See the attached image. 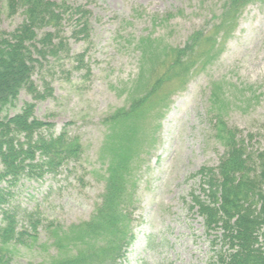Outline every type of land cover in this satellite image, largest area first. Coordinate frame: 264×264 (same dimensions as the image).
Here are the masks:
<instances>
[{"label": "rangeland", "instance_id": "1", "mask_svg": "<svg viewBox=\"0 0 264 264\" xmlns=\"http://www.w3.org/2000/svg\"><path fill=\"white\" fill-rule=\"evenodd\" d=\"M58 1V0H57ZM92 11L91 41L76 40L65 27L70 54L43 60L33 74L39 90L51 84L53 95L36 100L22 90L15 107L35 102V115L80 138L84 153L43 178L22 177L12 187L11 205L19 210V229H31L23 212L33 211L44 221L65 228L89 220L105 188L108 152L104 147V118L133 97L145 92L136 86L141 39L153 38L166 46H183L197 29L208 28L220 15L225 0H74ZM0 0L1 26L15 29L23 20L19 12L6 14ZM222 42V51L207 67L168 81L162 95L152 96L158 106L150 116L156 140L143 148L145 165L138 174L131 228L135 240L122 264H210L214 255L204 219L192 207L195 196L204 197L200 176L203 166H216L225 154L216 137L212 101L221 106L230 126H237L253 150H264V0L248 4L237 28ZM219 40L221 37L219 36ZM85 53L84 65L76 61ZM167 49L158 63L169 61ZM165 67V66H164ZM149 73V85L164 71ZM146 77V75H145ZM146 84V85H147ZM227 95V97H226ZM159 113V115H157ZM150 151V152H149ZM143 161V160H142ZM1 169V167H0ZM1 218V215H0ZM12 253V264L49 262L57 254L52 239L40 225L35 240L25 236Z\"/></svg>", "mask_w": 264, "mask_h": 264}, {"label": "trees", "instance_id": "2", "mask_svg": "<svg viewBox=\"0 0 264 264\" xmlns=\"http://www.w3.org/2000/svg\"><path fill=\"white\" fill-rule=\"evenodd\" d=\"M252 1L225 0L212 27L195 30L183 46L141 39L136 86L146 90L103 120L108 159L103 161L107 167L101 202L89 220L68 228L52 221L43 225L33 211L23 212L30 230L19 229L12 187L25 176L40 179L57 173L63 164L80 159L84 146L66 128L57 133L53 122L38 118L35 102H25L14 115L6 112L16 106L22 90L36 100L53 95L47 82L44 91L38 89L35 69L43 60L70 54L65 27L76 40L91 41L93 13L74 0H6L7 16L24 15L15 29L7 31L1 26L0 6V264H12L14 247L26 243L25 236L35 240L40 225L57 254L49 262L30 264H122L136 237L132 209L138 174L146 163L143 154L148 152L143 146L156 140V127L151 130L149 120L158 108L151 103L152 96L162 95L168 81L213 62L222 51L224 36L236 28L242 10ZM166 49L169 61L158 63ZM84 58V52L76 55L79 67L85 66ZM160 64L164 71L148 85L149 73ZM217 98L211 104V110L220 111L215 112L214 128L226 150L218 165L203 166L193 175L200 176L204 197L192 192V207L204 219L215 250L210 264H264V150H253L247 142L252 135L245 136L226 122L221 109L226 98Z\"/></svg>", "mask_w": 264, "mask_h": 264}]
</instances>
